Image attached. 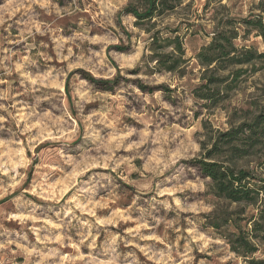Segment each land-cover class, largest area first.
Segmentation results:
<instances>
[{
    "label": "clouds",
    "instance_id": "9594fccd",
    "mask_svg": "<svg viewBox=\"0 0 264 264\" xmlns=\"http://www.w3.org/2000/svg\"><path fill=\"white\" fill-rule=\"evenodd\" d=\"M0 264H264V0H0Z\"/></svg>",
    "mask_w": 264,
    "mask_h": 264
}]
</instances>
